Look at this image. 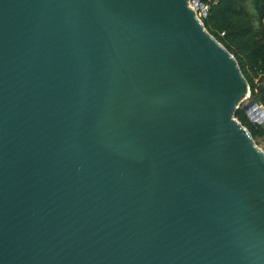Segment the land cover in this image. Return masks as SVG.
<instances>
[{"label":"water","instance_id":"obj_1","mask_svg":"<svg viewBox=\"0 0 264 264\" xmlns=\"http://www.w3.org/2000/svg\"><path fill=\"white\" fill-rule=\"evenodd\" d=\"M200 7L0 0V264H264V109Z\"/></svg>","mask_w":264,"mask_h":264},{"label":"trees","instance_id":"obj_2","mask_svg":"<svg viewBox=\"0 0 264 264\" xmlns=\"http://www.w3.org/2000/svg\"><path fill=\"white\" fill-rule=\"evenodd\" d=\"M198 1L207 5L200 15L203 25L234 55L249 84V98L264 109V0ZM234 115L264 146V119L252 121L241 106Z\"/></svg>","mask_w":264,"mask_h":264},{"label":"built area","instance_id":"obj_3","mask_svg":"<svg viewBox=\"0 0 264 264\" xmlns=\"http://www.w3.org/2000/svg\"><path fill=\"white\" fill-rule=\"evenodd\" d=\"M206 9H207V5L202 3V7L198 8L197 12L201 15L203 14L202 10L206 12Z\"/></svg>","mask_w":264,"mask_h":264},{"label":"rangeland","instance_id":"obj_4","mask_svg":"<svg viewBox=\"0 0 264 264\" xmlns=\"http://www.w3.org/2000/svg\"><path fill=\"white\" fill-rule=\"evenodd\" d=\"M194 2H195V0H191V3H192V4H193ZM259 146H260L261 148L264 147L262 144H259Z\"/></svg>","mask_w":264,"mask_h":264}]
</instances>
